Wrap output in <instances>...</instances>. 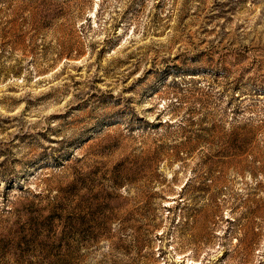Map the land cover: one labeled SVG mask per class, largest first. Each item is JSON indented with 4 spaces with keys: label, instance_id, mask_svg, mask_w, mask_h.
I'll list each match as a JSON object with an SVG mask.
<instances>
[{
    "label": "rangeland",
    "instance_id": "1",
    "mask_svg": "<svg viewBox=\"0 0 264 264\" xmlns=\"http://www.w3.org/2000/svg\"><path fill=\"white\" fill-rule=\"evenodd\" d=\"M0 264H264V0H0Z\"/></svg>",
    "mask_w": 264,
    "mask_h": 264
}]
</instances>
